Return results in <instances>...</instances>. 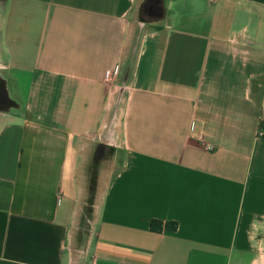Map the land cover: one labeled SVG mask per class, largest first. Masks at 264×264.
I'll list each match as a JSON object with an SVG mask.
<instances>
[{"label": "crops", "instance_id": "1", "mask_svg": "<svg viewBox=\"0 0 264 264\" xmlns=\"http://www.w3.org/2000/svg\"><path fill=\"white\" fill-rule=\"evenodd\" d=\"M0 90V264H264V0H0Z\"/></svg>", "mask_w": 264, "mask_h": 264}, {"label": "rangeland", "instance_id": "2", "mask_svg": "<svg viewBox=\"0 0 264 264\" xmlns=\"http://www.w3.org/2000/svg\"><path fill=\"white\" fill-rule=\"evenodd\" d=\"M144 17L145 19H148L147 16H144ZM140 39L141 37L137 36L135 42L138 44L140 42ZM121 95L122 94L120 93V91L114 90L112 110L109 113V117H108V127L106 131L109 136L108 137L109 141L113 143L121 142V138H122V134H121L122 132L121 118L122 117L121 115L125 107V97H121ZM104 148L105 147H102V145H100L99 148L97 147V150L95 147H93L92 151L90 150L89 156H90L91 162L94 163L95 158L99 160L100 156L102 155L104 151ZM107 160H105V162L102 165H99L98 167H94V164L91 163V168H93V171L91 172V174L94 172V174L97 175L96 178H98L99 174L102 177L106 176L108 172L110 171V166H111L110 160L109 161ZM101 185L103 186V184ZM94 193H95V190L89 188L87 198H85V201H84L85 206H83V211H82V216H81V227H80L83 230L82 232H79L80 234L79 242L73 248V257L75 259H78L79 256H82L84 254L83 251H85V245L87 244L89 238L91 237L92 232L95 229V208H96V205L99 204L100 202L99 201L97 202L99 197L95 199ZM73 264H78V260L73 262Z\"/></svg>", "mask_w": 264, "mask_h": 264}, {"label": "trees", "instance_id": "3", "mask_svg": "<svg viewBox=\"0 0 264 264\" xmlns=\"http://www.w3.org/2000/svg\"><path fill=\"white\" fill-rule=\"evenodd\" d=\"M151 225H152V229L154 231H161L162 229L175 231L177 229V224L176 223L164 224L163 222H160V221H153Z\"/></svg>", "mask_w": 264, "mask_h": 264}, {"label": "built area", "instance_id": "4", "mask_svg": "<svg viewBox=\"0 0 264 264\" xmlns=\"http://www.w3.org/2000/svg\"><path fill=\"white\" fill-rule=\"evenodd\" d=\"M113 78H114V74L112 72H110L108 74L107 80L110 81V82H112L113 81ZM209 148L212 149L211 147H209Z\"/></svg>", "mask_w": 264, "mask_h": 264}, {"label": "flooded vegetation", "instance_id": "5", "mask_svg": "<svg viewBox=\"0 0 264 264\" xmlns=\"http://www.w3.org/2000/svg\"><path fill=\"white\" fill-rule=\"evenodd\" d=\"M1 91V90H0ZM0 94H1V92H0Z\"/></svg>", "mask_w": 264, "mask_h": 264}]
</instances>
